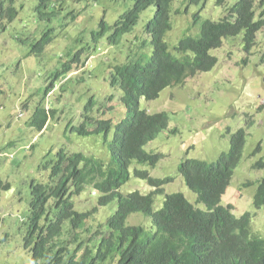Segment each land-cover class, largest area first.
<instances>
[{
  "label": "trees",
  "instance_id": "obj_1",
  "mask_svg": "<svg viewBox=\"0 0 264 264\" xmlns=\"http://www.w3.org/2000/svg\"><path fill=\"white\" fill-rule=\"evenodd\" d=\"M19 1L0 0V35L19 16ZM129 1L114 21L109 19V13L102 18L90 32L93 43L84 47L86 36L80 33L75 39L76 47L67 46L64 50L51 78L49 92L57 81L75 80L78 75L71 77L75 70H86L99 43L119 47L127 38L132 40L124 62L123 48L108 59L105 85L109 92L90 99L83 123L73 128L80 137L92 138L88 141L90 150L69 152L62 148L53 159L44 162L43 180L31 185L25 247L32 262L264 264V237L252 233L253 215L246 212L238 218L233 204H223L243 159L246 129L229 132L230 150L216 162L186 159L177 176L162 179L143 168L154 169L163 160V154L148 151V147L170 128V117L167 112L151 114L141 108L142 100H157L167 88L184 86L190 78L212 71L218 58L211 52L222 48L229 38L243 35L245 50L250 54L258 44L259 34L264 32V0H235L233 4L231 0H215V5L224 9V16L213 21L202 20L201 12L196 14L194 27L200 24V32L182 38L174 48L179 56L170 51L166 42L173 30L175 0ZM207 1L188 0V7L205 9ZM57 5L55 0H41L36 11L41 19L51 20L55 14L51 10H59ZM152 8L153 15L143 26V15ZM181 11L177 8V14ZM71 20L75 24L76 16L72 14ZM64 26L67 31L72 29L69 23ZM57 38L58 29L48 28L39 38L22 43L29 45V55L39 57L55 45ZM262 58L264 62V53ZM2 95L0 89V99ZM57 113L39 104L30 116V125L41 133ZM257 150L261 151V147ZM254 168L264 170V157ZM132 177L146 181L152 191L124 195L121 190ZM176 178H182L196 194L195 204L182 192H166ZM256 184L254 206L260 210L264 207V178L246 186ZM87 187L97 196V205L79 212L75 200ZM10 189V183L0 178V191ZM159 196H165L161 208H157ZM113 204L116 212L100 222V209ZM136 214L150 218L154 230L130 224Z\"/></svg>",
  "mask_w": 264,
  "mask_h": 264
},
{
  "label": "rangeland",
  "instance_id": "obj_2",
  "mask_svg": "<svg viewBox=\"0 0 264 264\" xmlns=\"http://www.w3.org/2000/svg\"><path fill=\"white\" fill-rule=\"evenodd\" d=\"M40 1L20 0L19 16L0 35V89L3 90L0 99V178L11 185L9 191H0V264H34L25 247L31 185L35 180H43L44 162L53 159L62 148L69 152L90 150L92 145L88 141L92 138L80 137L73 128L83 123V113L90 99L109 92L105 84L110 58L123 48L125 53L121 60L124 62L132 43L128 38L119 47L99 43L86 70H75L71 75H78L75 80L57 81L49 92L51 78L67 46L76 47L75 39L80 33L86 36L84 47L93 43L90 32L97 28L102 18L109 13V19L114 21V16L120 17L131 2L55 0L59 10H51L55 13L51 20H44L36 11ZM177 8H182L180 14H177ZM154 10L152 8L143 15V26ZM200 12L202 20L213 21H219L225 14L223 8L215 5V0H208L205 9L188 7V0H175L173 30L166 37L174 55L179 56L174 48L182 38L200 32V24L194 27V17ZM72 14L76 16V25L71 20ZM68 23L72 25L70 31L64 28ZM48 28L58 29L55 45L39 57L29 55L30 47L22 40L39 38ZM211 53L218 58L212 71L190 78L184 86L167 88L157 100L141 101V108L151 114L167 112L170 128L148 147V151L163 154V160L154 169L140 168L149 170L153 177L165 179L177 176L180 164L186 159L216 162L230 150L229 132L246 129L243 159L223 197V204H233L238 218L250 212L253 215L252 233L264 237V207L257 210L254 206L257 184L246 186V183H256L264 178V170L254 168L264 157V32L259 34L258 44L250 54L245 50L243 35L227 39L222 48ZM39 104L58 111L41 133L30 125V116ZM173 130L177 132L172 133ZM259 146L261 151L257 150ZM176 180L166 187V192H182L195 204L196 194L182 178ZM121 191L126 196L133 191L148 194L152 188L146 181L132 177ZM164 200L165 196L157 198V208L162 207ZM97 201L91 187H87L75 200L76 210H91ZM115 212L116 205L113 204L100 209L97 217L103 222ZM132 216L130 224L145 225L147 230H154L150 218L142 214Z\"/></svg>",
  "mask_w": 264,
  "mask_h": 264
},
{
  "label": "clouds",
  "instance_id": "obj_3",
  "mask_svg": "<svg viewBox=\"0 0 264 264\" xmlns=\"http://www.w3.org/2000/svg\"><path fill=\"white\" fill-rule=\"evenodd\" d=\"M48 126V125H47Z\"/></svg>",
  "mask_w": 264,
  "mask_h": 264
}]
</instances>
